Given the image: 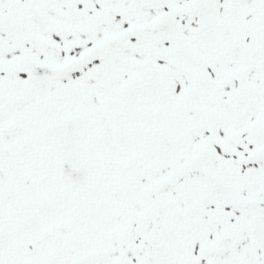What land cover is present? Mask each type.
Returning <instances> with one entry per match:
<instances>
[{"label":"snow or ice","instance_id":"1","mask_svg":"<svg viewBox=\"0 0 264 264\" xmlns=\"http://www.w3.org/2000/svg\"><path fill=\"white\" fill-rule=\"evenodd\" d=\"M0 264H264V0H0Z\"/></svg>","mask_w":264,"mask_h":264}]
</instances>
